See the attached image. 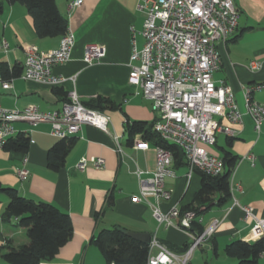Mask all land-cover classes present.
I'll use <instances>...</instances> for the list:
<instances>
[{"label":"crops","instance_id":"0c3cea01","mask_svg":"<svg viewBox=\"0 0 264 264\" xmlns=\"http://www.w3.org/2000/svg\"><path fill=\"white\" fill-rule=\"evenodd\" d=\"M74 1L77 0H55L58 11L68 21L74 45L70 60L54 67L53 73L66 78L59 88L67 94L74 91L81 103L102 97L116 104L115 109L103 111L110 119L108 133L83 126L74 137L75 143L63 167L52 171L48 168L47 154L59 139L48 134V125H39L29 135L31 142L26 153L0 149V185L15 189L24 199L53 205L70 217V240L52 260L41 264H107L92 239L100 231L115 227L126 232L147 233L169 252L181 257L183 247L189 243L187 236L174 228L158 226L147 204L130 201L131 196L138 194L135 171H144L147 178L155 167V146L148 143L147 150L137 151L133 148L134 139L128 144L125 131L127 122H143L149 126L155 119L151 103L142 98L140 88L131 85L128 79L131 42L134 39L138 49L143 46L144 15L138 10L141 0H80L78 7L69 9ZM233 3L239 15L238 27L229 39L216 44L220 68L212 79L230 86L242 119L237 124L220 120L221 125L238 132L237 137L228 144L229 138L220 134L213 146L206 147L220 159L223 150L236 157L231 197L226 205L213 202L202 210L198 218L204 228L214 220L219 224L208 243L194 250L185 264H236L235 259L225 256L224 247L236 240L256 241L251 234L253 221L244 220L241 208L252 209L256 217L264 220V123L257 135L253 120L245 114L243 97L245 88L264 82V0H233ZM2 40L7 43V50H0L1 79L2 66L9 70L16 64L22 67L27 48L34 46L39 51H51L60 41L59 38H37L26 9L7 3L0 14V42ZM91 44L102 45L105 55L98 63L88 66L83 57L86 46ZM252 61L260 63L259 70L249 68ZM10 83L7 90L0 84L3 109L21 110L32 105L42 112H52L62 107L63 101L55 95L53 86L21 77ZM251 96L256 103L264 105V90L253 91ZM15 128L22 132L29 126L17 123ZM115 137L122 153L116 152ZM246 156H252L253 162L244 159ZM98 158L104 160L101 168L89 165L82 171L75 169L82 159L90 163ZM23 166L29 172L26 181H20L16 175V169ZM172 172L173 176L164 180L171 197L157 203L163 213L174 206L183 209L191 204L200 188L201 176L195 172L188 178L185 162L173 163ZM110 196L114 204L106 208ZM8 201V197L0 193V264H8L1 258L8 242L12 247L27 243L26 231L14 219L4 217ZM150 203L155 204L154 200ZM256 264H264V257L260 256Z\"/></svg>","mask_w":264,"mask_h":264},{"label":"built area","instance_id":"2783aa9c","mask_svg":"<svg viewBox=\"0 0 264 264\" xmlns=\"http://www.w3.org/2000/svg\"><path fill=\"white\" fill-rule=\"evenodd\" d=\"M80 4V0L71 2L69 9ZM138 10L144 15L141 32L143 46L138 49L134 39L131 42L128 79L131 85L140 88L142 98L151 103L155 117L152 132L162 142L182 151L189 171L188 178L195 172L219 176L224 170L223 162L210 154L206 147L213 146L219 134L228 138L237 137L238 132L221 125L220 120L237 124L242 119L230 86L223 81L215 83L212 79L213 73L220 68L216 44L229 39L238 27L239 15L233 0H141ZM73 45L74 36L67 30L54 50L43 52L34 46L27 48L21 79L53 87L62 85L66 78L54 74L53 69L70 60ZM0 50H7L4 40L0 42ZM104 55L102 45L91 44L84 50L83 62L91 66ZM249 68L257 71L260 63L252 61ZM0 84L5 90L11 87L10 81L1 78ZM261 90H264V82L247 87L243 92L245 114L253 120L257 135L264 123V105L256 103L251 95L253 91ZM109 122V117L103 112L86 108L74 91L68 93L67 101L57 111L42 112L32 105L21 110L0 107V149L20 132L15 128L17 123L29 126L28 130L22 131L26 136L39 125H48L51 137L65 139L78 135L83 126L108 133ZM114 140L116 152L122 153L118 138ZM133 143L137 151H145L149 147L140 136L135 137ZM244 159L253 162L252 156ZM173 163L172 153L156 146L154 171L147 178L144 171H135L138 194L131 196L130 201L147 204L158 226L183 232L189 240L188 248L181 257H177L152 238L144 264L187 263L194 250L208 243L219 224L214 220L202 233L196 234L192 223L196 221L200 224V220L195 212H181L176 206L166 213L160 210L157 203L168 201L171 197L164 180L173 176ZM103 164L104 160L100 158L90 163L82 159L75 169L82 171L89 165L101 168ZM16 175L20 181L29 178L24 166L16 169ZM232 176L233 171L230 184ZM150 200H154L155 204H151ZM241 210L244 220L253 221L252 237L264 239V220L256 217L250 208L242 207ZM13 219L17 222V218Z\"/></svg>","mask_w":264,"mask_h":264},{"label":"trees","instance_id":"16d2710c","mask_svg":"<svg viewBox=\"0 0 264 264\" xmlns=\"http://www.w3.org/2000/svg\"><path fill=\"white\" fill-rule=\"evenodd\" d=\"M4 3L18 4L26 9L39 39H60L68 30V21L58 11L55 0H0V14ZM21 73L22 67L18 64L11 70L5 65L1 67L3 81L18 78ZM54 93L63 103L67 101L68 94L59 86L54 88ZM82 104L86 108L99 112L113 110L117 107L111 100L102 97H96ZM153 123L148 126L143 122H127L125 131L128 144L132 143L136 135H140L143 141L169 150L173 155L174 163L185 162L179 148L162 142L152 132ZM232 139H228V144ZM74 143V137L59 139L50 148L47 154L50 170L58 171L63 167L66 155ZM29 145V136L19 132L16 137L6 141L2 150L26 153ZM221 160L224 165L223 173L216 177L199 173L200 188L191 204L180 209L181 212L193 211L199 216L202 210L207 209L213 202L219 206L230 202V176L237 159L229 151L223 150ZM0 193L5 194L9 200L4 217L7 220L17 218V225L26 231L27 236V243L19 247H12L8 242L5 253L1 255L2 260L8 264H41L52 260L72 236V223L68 214L53 205L24 199L10 187L0 185ZM113 204L114 199L110 196L106 208H111ZM95 217L97 218L98 214ZM192 228L196 234L204 230V227L196 221H193ZM92 243L98 248L107 264H144L148 257V246L127 237L125 230L116 227L100 231L92 239ZM187 248L188 245H185L181 252L185 253ZM223 252L226 257L235 259L236 264H256L258 258L264 253V239L254 242L232 241L224 247ZM214 253L216 255V250Z\"/></svg>","mask_w":264,"mask_h":264},{"label":"water","instance_id":"95a60500","mask_svg":"<svg viewBox=\"0 0 264 264\" xmlns=\"http://www.w3.org/2000/svg\"><path fill=\"white\" fill-rule=\"evenodd\" d=\"M126 236L135 240V241H138L146 246L149 245V242H150V235L147 234V233H133V232H126Z\"/></svg>","mask_w":264,"mask_h":264},{"label":"rangeland","instance_id":"374dc122","mask_svg":"<svg viewBox=\"0 0 264 264\" xmlns=\"http://www.w3.org/2000/svg\"><path fill=\"white\" fill-rule=\"evenodd\" d=\"M220 135V134H219Z\"/></svg>","mask_w":264,"mask_h":264}]
</instances>
